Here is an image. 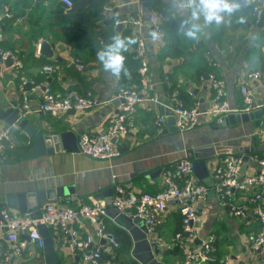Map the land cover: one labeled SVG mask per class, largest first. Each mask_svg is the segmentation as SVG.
Here are the masks:
<instances>
[{
	"label": "crops",
	"instance_id": "1",
	"mask_svg": "<svg viewBox=\"0 0 264 264\" xmlns=\"http://www.w3.org/2000/svg\"><path fill=\"white\" fill-rule=\"evenodd\" d=\"M139 1L110 0V5H106L108 9L104 7L103 18L97 23V30L110 33L109 43L116 34L137 40L139 30L136 26L116 25L115 22L135 15L139 10L145 17L150 10L166 14L163 23L165 46L158 50L148 45L150 76L157 84L160 103L152 101L151 95H146L127 121L128 133L116 138L122 150L120 156L112 160L93 159L70 149L40 158L24 159L26 152L22 156L19 152L25 146L30 148V136L20 127L10 126L11 139L5 150L0 152V194L70 186L76 195L72 206H77L81 200L91 202L103 199L108 202L115 196L116 185L140 193L159 192L163 171L174 167L178 160L187 159L188 150H193L197 157L202 156L207 163L209 181H206L207 178L200 181L208 184L214 182V168L230 153L244 158L254 155L264 157V122L260 127L253 121L219 127L218 118L203 115L197 127L181 132L178 128L179 117L173 114L165 120L162 114V108H169L162 104L169 103V88L164 83L166 77L187 105L199 103L203 111L208 110L213 91L200 76L211 71L225 79L226 101L230 108L242 109L244 103L240 85L247 81L249 72L264 69V22L261 24L255 20L248 0H233L238 5L237 10L231 15L225 14L222 23L203 27L198 39L185 35L190 25L184 21L191 19L187 0ZM57 4L58 0H9L6 12H11L12 18H17L11 27L0 26V48L21 54L24 62L22 72L29 78L50 85L57 93H66L64 84H70L72 89L80 92L90 90L100 97L101 104L88 112L27 116L32 123L47 131L66 127L79 138L84 132H100L109 124L117 114L115 97L121 86H140L139 63L134 56L136 44L124 53V67L130 73V78L124 72L119 78L105 72L97 60V52L102 49L100 43H93L91 39L83 44L82 40L76 39L75 31L61 28L54 14ZM200 23L203 24V21ZM142 32L148 35L147 29ZM44 40L53 46L57 58L40 54V45ZM206 51L211 52L216 64L214 67L208 66L204 57ZM76 59L83 61L86 71L77 70L74 65ZM46 65L55 67V72L45 73L43 68ZM9 66L10 62L0 66V111L9 108L17 110L22 106L26 92L21 86L20 73ZM252 87L256 104L264 107V87L258 84ZM29 98L31 105L39 103V94L32 92ZM158 115L163 117L160 126L156 125ZM0 127H8L2 119ZM244 169L256 170L257 166L251 160H246ZM236 197L239 204L246 206L247 217L244 219L230 216L219 206L216 195L210 193L203 204L207 213H202L194 224L198 229V242L210 235L216 237V260L210 264H264V256L251 246L252 238L260 229L253 213V203L249 200L251 193H239ZM57 200L64 203L63 198ZM110 211V215H114V210ZM181 219L178 204H169L158 227V241L154 244L150 242V245L146 243L147 233L141 225L131 223L122 216L109 220L108 230L120 242H131L129 251L123 255L124 259L116 256L115 264H130L132 261L138 264H184V252L174 246ZM82 231H91L89 222ZM67 239L56 241L54 249L62 264H76L79 258L69 254ZM5 249L6 241L0 236V253ZM12 264H46L44 251L43 258L36 260L27 250L23 257L15 258Z\"/></svg>",
	"mask_w": 264,
	"mask_h": 264
},
{
	"label": "built area",
	"instance_id": "2",
	"mask_svg": "<svg viewBox=\"0 0 264 264\" xmlns=\"http://www.w3.org/2000/svg\"><path fill=\"white\" fill-rule=\"evenodd\" d=\"M60 1L67 9L74 6L72 0ZM136 2L140 1L136 0ZM248 2L255 20L259 23L264 22V0H248ZM105 8L108 9V6ZM4 16L12 18V13L7 11ZM2 18L3 16H0V20ZM165 20L164 12L150 10L145 17L142 10H139L135 15L115 22L116 25L132 24L139 30L134 56L139 63L141 82L140 86L124 85L119 88L115 97L117 114L104 130L84 132L79 135L78 149L82 155L98 160H112L119 157L121 150L114 139L128 133L127 121L145 100L146 95H151L152 101L160 103L157 84L150 76L148 45L158 50L165 46L163 27ZM144 29L148 30L147 36L142 32ZM153 33L156 34L155 38ZM204 57L208 66L216 65L210 51H206ZM7 62H10L9 68L20 73L21 86L26 90L22 106L17 108L22 117L33 114L57 116L71 111L84 113L97 108L102 102L94 92L90 90L80 92L72 89L70 84H64L66 93L55 92L50 85L37 82L22 72L24 62L19 54L0 48V66ZM74 65L78 71H86V65L80 59H76ZM43 71L53 73L55 67L46 65ZM200 79L206 80L213 91L211 107L206 111L200 108L199 103L187 105L180 92L173 88L168 77L164 80L166 87L169 88L167 106L179 117L178 128L181 132L197 127L203 115L220 119L226 114L251 112L262 108L255 102L252 85L258 84L264 87V69L249 72L247 81L240 85L244 103L241 110L231 109L226 101L225 79L218 77L212 71L202 74ZM32 92L39 94L40 99L36 106L31 105L29 96ZM162 122L163 117L158 115L156 125L160 126ZM11 128L0 127V152L5 150L7 142L11 139ZM28 145L30 147L33 145L30 137ZM248 158L256 164V170L245 171L246 160L241 155L230 153L223 157L214 168L212 184L198 180L193 172L192 161L181 159L174 167L163 171L161 190L155 194L140 193L116 185L115 196L110 204L103 199H94L91 202L81 200L77 206H72L55 200L26 211H15L6 206L1 209L0 236L6 241V249L0 253V264H12L15 258L23 257L27 250H30L36 260L43 258L45 242L39 230V226L42 225L49 228L55 242L68 238L69 254L79 258L76 264H115L116 250L120 247V242L107 228L109 220L115 219L109 214L110 209H113L117 216L140 219L146 228L149 242L154 244L158 241L157 231L161 218L171 203L178 204V210L183 217L181 231L175 234L174 246L184 252V264H210L216 260V237L210 235L201 238L198 242L200 239L198 229L194 226L199 216L207 213L203 204L207 202L210 193L216 195L219 206L230 216L240 219L247 217V209L245 205L239 204L236 195L251 193L249 200L253 203V213L260 225L259 232L252 238L251 246L264 256V157L254 155ZM37 210L40 211L39 217L35 215ZM86 222L91 226L90 232L82 231ZM104 240L106 243H103Z\"/></svg>",
	"mask_w": 264,
	"mask_h": 264
},
{
	"label": "water",
	"instance_id": "3",
	"mask_svg": "<svg viewBox=\"0 0 264 264\" xmlns=\"http://www.w3.org/2000/svg\"><path fill=\"white\" fill-rule=\"evenodd\" d=\"M260 23L262 24V22ZM39 51L42 56H45L47 58H57V54L55 53L53 46L47 40H44L41 43ZM165 104L167 105L168 103L166 102ZM71 112L74 113V111ZM162 114L164 115L165 120L169 118V115L173 116L172 111L167 107L166 109L162 108ZM0 119L4 120L7 126L20 127L31 138H33V145L25 154L24 159L40 158L51 155L55 152L62 151L64 149H70L75 152H79L77 134L74 131L67 129L66 127L55 129L53 132L47 131L44 128H41L32 123L28 119V117L20 116L16 108H9L7 110L0 111ZM251 121H253L257 127H260L263 124L264 107L255 109L251 112L226 114L218 119V126L227 127L229 125L248 123ZM114 141H116V139H114ZM120 150H122L121 147ZM186 157L188 160L192 161L193 172L199 180H204L209 176L208 165L205 160H203L202 156L197 157L193 150H188L186 153ZM244 159L248 160V157H245ZM58 198H63L64 203L67 205H71L76 201V195L73 188L70 186L41 189L29 193L23 192L0 194V219L2 218L1 209L6 206L26 211L31 208L39 207L46 202L55 201ZM111 201L112 200H109L108 203L110 204ZM110 212L111 211H109V214ZM35 215L39 217L40 211L37 210L35 212ZM111 217L116 218V213H114V215H111ZM125 218L131 223L141 225L142 230L146 232V228L140 219L133 220L127 217ZM39 230L45 242V263L62 264L54 249L55 240L54 237L50 234L49 228L42 225L39 226ZM103 243H106V241L104 240ZM146 243L150 245L148 239H146Z\"/></svg>",
	"mask_w": 264,
	"mask_h": 264
},
{
	"label": "trees",
	"instance_id": "4",
	"mask_svg": "<svg viewBox=\"0 0 264 264\" xmlns=\"http://www.w3.org/2000/svg\"><path fill=\"white\" fill-rule=\"evenodd\" d=\"M72 1L74 2V6L70 9H67L65 4H63L60 0H58V4L56 5L54 14L57 22H59L60 24V27L66 31L68 30L75 31L78 37L76 39L82 40L83 44H86L87 41L91 39H93L94 41L93 43L96 44L100 43V47H102V49L106 45L110 44L108 42L109 41L108 38L111 37L110 33L108 31L99 32L97 30V23L103 18L104 7L106 5H110V0H72ZM8 3L9 0H0V16H3V18L0 20V26L3 28L11 27L10 25H12L17 18L16 16H14L13 18L9 19L4 16L6 13V5H8ZM68 35L70 34L68 33ZM99 38L102 39L99 40ZM4 49H8V48H4ZM19 55L22 56L21 54ZM29 149L30 148L26 146L21 148L19 152L20 156H22L25 152L27 153ZM182 220L183 217L181 219L180 227L176 231V233L181 231ZM117 239L120 242L118 237ZM130 245L131 242L128 243V241L120 242V247L116 250L117 258L121 260L124 259L123 255L125 252L129 251ZM130 264H138V263L132 261L130 262Z\"/></svg>",
	"mask_w": 264,
	"mask_h": 264
},
{
	"label": "clouds",
	"instance_id": "5",
	"mask_svg": "<svg viewBox=\"0 0 264 264\" xmlns=\"http://www.w3.org/2000/svg\"><path fill=\"white\" fill-rule=\"evenodd\" d=\"M187 7L191 9V19L184 21L186 25H190L185 35L190 39H198L203 27L222 23L224 15H231L237 10L238 5L233 0H187ZM201 20L203 24L200 23ZM152 35L155 38L156 34ZM136 43L134 37L114 35L112 42L97 52V60L103 70L117 78L124 72L130 78V73L124 67L126 60L124 53Z\"/></svg>",
	"mask_w": 264,
	"mask_h": 264
},
{
	"label": "rangeland",
	"instance_id": "6",
	"mask_svg": "<svg viewBox=\"0 0 264 264\" xmlns=\"http://www.w3.org/2000/svg\"><path fill=\"white\" fill-rule=\"evenodd\" d=\"M206 181H209V178H207Z\"/></svg>",
	"mask_w": 264,
	"mask_h": 264
}]
</instances>
